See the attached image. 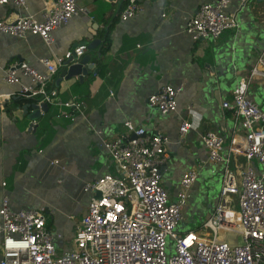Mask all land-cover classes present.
I'll return each mask as SVG.
<instances>
[{"label": "crops", "instance_id": "1", "mask_svg": "<svg viewBox=\"0 0 264 264\" xmlns=\"http://www.w3.org/2000/svg\"><path fill=\"white\" fill-rule=\"evenodd\" d=\"M140 1L143 12L124 22L120 14L126 0H76L86 13L54 31L51 46L40 37L20 39L0 32V208L8 197L15 211H45L59 254L75 246V231L93 197L85 187L105 175L118 174L104 142L126 134L125 122L170 139L162 169V184H167L170 199L177 200L187 172L199 171L184 220L203 209L204 177L220 173L221 186L224 179L223 166L209 162L202 135L221 136L226 155L232 140L244 134L240 118L223 109L222 103L231 100L234 87L264 56V0H232L229 12L235 14L239 27L217 40H195L186 32L187 21L202 4L213 0ZM47 8V0H27L26 9L10 3L0 9V20L12 22L29 16L43 20ZM95 24L98 29L93 35L90 31ZM106 37L111 45L104 52ZM95 39L101 44L91 51V63L98 74L85 77L82 83L77 78L62 82L59 87L58 75L53 81L57 102L81 101L83 112L68 120L57 118L60 107L49 106L39 120H28L23 107L33 100L20 96L18 86L6 84L8 67L25 62L45 73L42 59H54ZM22 82L30 83L26 78ZM182 83L185 88L178 98L177 113L163 115L148 107L150 95L165 85ZM248 98L264 107V83H251ZM184 120L192 123V129L180 141L178 127ZM54 161H60L64 169L52 165ZM244 165V159L236 157L232 168L239 172ZM168 172L170 184L165 183ZM219 205L220 201L206 221ZM195 232L204 234L203 226ZM67 237L71 238L69 247Z\"/></svg>", "mask_w": 264, "mask_h": 264}, {"label": "built area", "instance_id": "2", "mask_svg": "<svg viewBox=\"0 0 264 264\" xmlns=\"http://www.w3.org/2000/svg\"><path fill=\"white\" fill-rule=\"evenodd\" d=\"M231 1L202 4L187 21L186 32L195 40H217L236 31L239 23L229 12ZM47 2L43 20L32 16L12 22L0 20V32L20 39L40 37L51 46L54 31L86 13L76 0ZM10 3L26 9L27 0H0V9ZM142 12L140 0H126L120 20L129 21ZM86 51V45H77L54 59H42L45 73L25 62L13 63L6 70L5 82L18 86L20 96L26 99L60 107L57 118L74 120L83 112V102L58 103L53 81ZM24 78L30 83L24 84ZM257 81L264 83V56L234 87L231 100L222 103L223 109L240 118L244 131L232 140L228 154L223 155L221 136L211 132L202 135L209 162L224 168L220 205L203 225L204 234L180 231L199 171L187 172L177 200L170 199L162 184L170 139L127 121L126 134L104 142L118 174L105 175L84 189L93 197L75 231V246L59 254L45 211H15L10 199L4 197L0 208V264H264V107L248 98L249 85ZM184 88V83L165 85L148 97L147 105L163 115L177 113ZM7 98L10 100V95ZM191 129L189 120L182 121L178 127L180 141ZM236 157L245 161L239 172L232 168ZM52 165L64 169L60 161Z\"/></svg>", "mask_w": 264, "mask_h": 264}, {"label": "water", "instance_id": "3", "mask_svg": "<svg viewBox=\"0 0 264 264\" xmlns=\"http://www.w3.org/2000/svg\"><path fill=\"white\" fill-rule=\"evenodd\" d=\"M154 2L156 0H148ZM98 29V25H93L91 29V34L96 35L94 30ZM101 41L99 39H95L92 42L83 41L77 45H86L87 46V54H85L77 63L71 64L69 67L62 69L58 75V79L56 81V85H59L62 82H70L72 79H79L82 83L85 77L89 75H97L99 72L98 68H95V64L91 63L93 56L91 51H95L99 48ZM98 57H101L98 54ZM49 105L46 103H39L38 101H33L23 107L24 115L28 120L36 122L41 118L43 113H47L49 111ZM32 110V112H30ZM33 128V126H32Z\"/></svg>", "mask_w": 264, "mask_h": 264}, {"label": "rangeland", "instance_id": "4", "mask_svg": "<svg viewBox=\"0 0 264 264\" xmlns=\"http://www.w3.org/2000/svg\"><path fill=\"white\" fill-rule=\"evenodd\" d=\"M259 104V103H258ZM170 144V143H169ZM167 144V148L169 146ZM221 174H217L216 176H205L203 179V183L201 184L202 187V208L199 211H196L191 217L187 216L185 220L182 221L180 225L183 231H199L201 230L203 224L205 223L206 219L208 218L209 214L217 207L219 199V191L221 188ZM165 183L170 184L171 180V172H168L165 175ZM203 185V186H202ZM165 189H169L167 184H164ZM182 232V231H181ZM66 245L69 247L71 245V238H66ZM171 246H174V243H170Z\"/></svg>", "mask_w": 264, "mask_h": 264}, {"label": "trees", "instance_id": "5", "mask_svg": "<svg viewBox=\"0 0 264 264\" xmlns=\"http://www.w3.org/2000/svg\"><path fill=\"white\" fill-rule=\"evenodd\" d=\"M110 45H111V40H110L109 37H106V39H105V43H104V46H103V51H104V52H107V51H108V48L110 47ZM16 103L21 104V103L18 102V101H17Z\"/></svg>", "mask_w": 264, "mask_h": 264}]
</instances>
